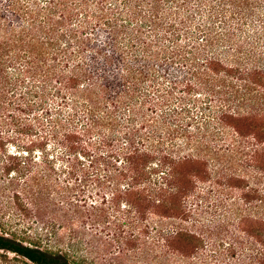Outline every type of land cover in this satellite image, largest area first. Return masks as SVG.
Segmentation results:
<instances>
[{
    "label": "trees",
    "instance_id": "trees-1",
    "mask_svg": "<svg viewBox=\"0 0 264 264\" xmlns=\"http://www.w3.org/2000/svg\"><path fill=\"white\" fill-rule=\"evenodd\" d=\"M198 104L237 133L264 121L250 106L264 104V0H3L0 264H84L22 237L28 214L88 215L94 225L109 208L144 211L142 202L181 214L175 184L187 162L160 135L167 125L192 141Z\"/></svg>",
    "mask_w": 264,
    "mask_h": 264
},
{
    "label": "rangeland",
    "instance_id": "rangeland-1",
    "mask_svg": "<svg viewBox=\"0 0 264 264\" xmlns=\"http://www.w3.org/2000/svg\"><path fill=\"white\" fill-rule=\"evenodd\" d=\"M199 105L191 125L200 129L192 141L182 130L168 135L167 125L160 135L187 162L175 184L181 214L161 215L150 202L140 203L144 211L129 217L109 208L94 225L88 215L74 222L56 213L28 214L18 221L22 237H39L41 247L58 246L84 264H258L264 247V133L258 131L264 121H245L241 134L218 125ZM250 106L264 109V104ZM205 122L211 125L207 130ZM159 174L148 181L152 192L160 185ZM7 203L1 200V206ZM4 209L10 219L12 209ZM172 231L196 234L202 242L197 247L182 239L168 243L165 235Z\"/></svg>",
    "mask_w": 264,
    "mask_h": 264
}]
</instances>
